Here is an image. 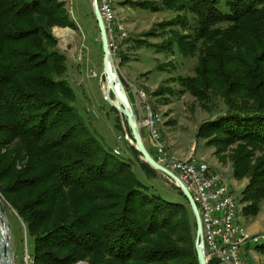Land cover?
I'll list each match as a JSON object with an SVG mask.
<instances>
[{"label":"trees","instance_id":"obj_1","mask_svg":"<svg viewBox=\"0 0 264 264\" xmlns=\"http://www.w3.org/2000/svg\"><path fill=\"white\" fill-rule=\"evenodd\" d=\"M137 5L178 13L158 48L198 57L194 75L177 79L179 94L189 92L204 108L212 95L224 100L226 113L203 123L198 136L222 161L231 149L234 177L250 180L246 212L257 215L264 199V0ZM56 27L76 28L63 0H0V196L34 239L33 264H199L196 219L182 192L175 186L182 203L151 193L132 163L101 146L75 113ZM163 90L152 95L176 94ZM111 110L118 132L132 138ZM130 150L148 178L159 176Z\"/></svg>","mask_w":264,"mask_h":264},{"label":"rangeland","instance_id":"obj_2","mask_svg":"<svg viewBox=\"0 0 264 264\" xmlns=\"http://www.w3.org/2000/svg\"><path fill=\"white\" fill-rule=\"evenodd\" d=\"M70 19L76 24L75 29L54 28L53 34L59 41V48L67 56L68 71L66 79L75 95L74 110L86 127L94 133L98 143L115 153L118 158L132 163L139 181L150 188L166 201L173 203L184 202L183 197L175 188V184L162 173L157 178H148L140 167L138 158L130 150L132 138L116 129V113L105 98V77L103 75L104 54L100 31L93 11V0H74L69 7L63 0ZM164 0H114L118 20L127 29L128 37L122 43V62H115L121 78L130 85L131 90L138 95L140 114H144L143 104H149L162 118V133L170 154L179 159H185L195 153V158L207 163L213 170L226 178L231 191L240 204V223L249 233H264V199L260 202L257 215L247 214L250 205L244 201V192L250 184L249 179L238 180L234 177V167L230 159L231 149L224 153L225 161L216 155V148L209 147L207 141L198 136L200 126L223 116L227 107L219 95H212L208 108H204L189 92L179 94L183 90L178 78L194 75L198 57H184L178 51L158 47L171 37L168 24L178 13L166 9L158 12L143 9L137 3L155 2L163 6ZM72 11V12H70ZM192 22L191 16H188ZM179 27H174V30ZM59 30L64 31L61 35ZM146 42V44H142ZM81 58V60H80ZM96 74L97 77L93 75ZM173 89L176 94L154 96L157 90ZM163 90V91H164ZM120 116V115H119ZM121 120H125L120 116ZM140 124V120L138 119ZM130 129V128H129ZM143 141L153 156L148 134L141 129ZM126 134L129 139L125 138ZM132 136V135H131ZM176 153L171 152L169 146ZM135 147V146H134ZM223 156V155H222ZM141 161L142 158L140 157ZM11 231V251L14 264H33L34 239L26 236L24 227L19 222L16 212L2 199ZM261 245L249 244L245 254L256 264H264V254L259 250ZM77 264H87L79 262Z\"/></svg>","mask_w":264,"mask_h":264},{"label":"built area","instance_id":"obj_3","mask_svg":"<svg viewBox=\"0 0 264 264\" xmlns=\"http://www.w3.org/2000/svg\"><path fill=\"white\" fill-rule=\"evenodd\" d=\"M96 1L106 27L110 50L115 63L119 56L117 44H113L111 40L114 16L111 11V4L115 2L114 0ZM127 37L128 35L121 33L120 41L126 40ZM93 76L97 77L96 74ZM143 109L144 114H140L139 126L148 134L151 148L156 153L154 156L156 161L180 178L198 207L202 220L203 243L208 264H251L244 257L242 246L250 238L261 240V235L264 233L245 237L239 229L235 217L236 196L227 186L226 178L223 175H218L212 168L200 165L192 156L183 160L170 158L160 142L153 110L147 103L143 104ZM125 138L129 139V136L126 134Z\"/></svg>","mask_w":264,"mask_h":264},{"label":"water","instance_id":"obj_4","mask_svg":"<svg viewBox=\"0 0 264 264\" xmlns=\"http://www.w3.org/2000/svg\"><path fill=\"white\" fill-rule=\"evenodd\" d=\"M93 11L100 31V37L102 41V48L104 54L103 75L105 77V84L107 89H105V98L107 102L116 109L119 115L124 118L131 130L133 137L132 144L141 154V158L144 162L149 164L153 169L162 173L164 176L168 177L173 181L175 186L182 192L185 198L188 200L192 211L194 213L196 224H197V236H196V249L198 253L199 264H208L207 257L205 254V247L203 243V227L202 220L196 203L194 202L190 192L173 172L169 171L167 168L159 164L155 157L147 149L140 131V126L138 119L140 118V111L138 107V95L136 92L131 90L130 85L124 81L117 71L115 66L112 53L109 46V39L106 31V27L97 4L96 0H93ZM115 73V76H114ZM5 206V204H3ZM0 213L2 221L4 223V228L8 234L9 241L6 246L2 248V254L4 255V264H14L11 251V231L9 226V221L2 210L0 205ZM1 236V234H0Z\"/></svg>","mask_w":264,"mask_h":264},{"label":"bare ground","instance_id":"obj_5","mask_svg":"<svg viewBox=\"0 0 264 264\" xmlns=\"http://www.w3.org/2000/svg\"><path fill=\"white\" fill-rule=\"evenodd\" d=\"M66 2L68 3L69 7H73V2L74 0H66ZM73 10V9H72ZM111 11L113 12V29L111 30V40L113 42V44H117V53H119V56L117 58V62H122V57H121V46L120 43H122L123 41H120V35L121 33L124 35H128L127 33V29L125 27V25L123 23H121L118 20L117 17V12L115 9V3L111 4ZM72 12V11H70ZM64 31L59 30V33L62 35ZM115 76V73H114ZM105 89H107V85L105 84ZM151 107V106H150ZM151 109L153 110V115L155 116V121L157 122V131L158 134L160 136V142L162 143V145L164 146L166 152L168 153L169 157L174 159V160H183V159H179L176 158L175 156H173L172 154L169 153V151L167 150V146H166V142L163 138V133H162V118L160 116V114L158 112H156L152 107ZM115 154L119 155L120 153L115 150ZM193 159H196L195 156H192ZM196 161L200 164V165H204L207 168H211L207 163L200 161L198 159H196ZM218 175H222L220 173L217 172ZM227 186L229 187L228 183ZM230 189V187H229ZM236 205H235V217L237 220V225L239 227V229L242 231V233L245 235V237H252V235L254 234H258V233H249L246 228L240 223V217L238 215V213L240 212V204L238 202V199L236 198ZM3 201L0 199V205L2 207V210L4 211L5 206L3 205ZM0 264H4L5 259H4V255L2 254V248L6 246V243L9 241V237L8 234L4 228V223L2 221V217H1V213H0ZM264 242V234L261 235V240L257 239V238H250L248 240V242L242 246V253L244 255V257H246L251 264H256L254 261H252L249 256L251 255L252 251H249V255L245 254V249L249 244H256V245H261Z\"/></svg>","mask_w":264,"mask_h":264},{"label":"crops","instance_id":"obj_6","mask_svg":"<svg viewBox=\"0 0 264 264\" xmlns=\"http://www.w3.org/2000/svg\"><path fill=\"white\" fill-rule=\"evenodd\" d=\"M130 85H131V86H134L133 83H131V82H130ZM163 133H164V132H163ZM169 146H170V148H171V143H170V142H169ZM171 152L176 153V151H174L173 148H171ZM195 154H196V151H195V153L192 152L191 155H189V156H195ZM214 171H215V170H214Z\"/></svg>","mask_w":264,"mask_h":264}]
</instances>
